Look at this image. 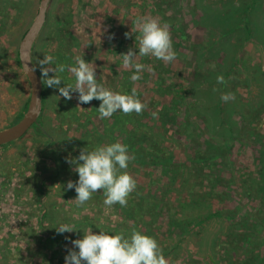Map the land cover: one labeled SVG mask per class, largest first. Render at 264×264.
<instances>
[{
  "label": "rangeland",
  "instance_id": "rangeland-1",
  "mask_svg": "<svg viewBox=\"0 0 264 264\" xmlns=\"http://www.w3.org/2000/svg\"><path fill=\"white\" fill-rule=\"evenodd\" d=\"M38 1L0 3V129L13 124L27 103L29 88L17 65V47ZM229 4L257 8L252 34L262 40L258 44L250 38L235 54L227 44L236 35H222L230 28L219 19L214 22L213 16ZM140 17L169 25L175 61L165 64L139 56L140 33L134 22ZM129 49L137 53L134 62L152 69L136 82L130 80L134 68L122 67L120 55ZM31 55L40 72L38 61L45 55L55 57L56 65L70 66L80 56L95 67L97 82L106 88L122 94L137 89L146 105L139 118L143 126L128 127L157 138L162 159L145 156L140 164L131 161L127 171L137 181L136 195L148 205L157 202V215L151 222L134 211L135 218L129 219L120 205L105 206L98 191L77 206V194L67 190V182L79 177L67 161L83 148L122 143L114 122L120 111L100 119L101 101L79 104L77 93L66 100L58 88L43 82L37 124L0 146V264H65L74 247L71 241L89 228L126 237L135 228L158 241L170 264H236L260 250L256 258H264V228H259L264 226V96L256 104L264 90V0H51ZM58 75L60 87L75 83L68 71ZM219 75L227 76L223 90L217 86ZM223 93H233L235 99L224 102L218 98ZM198 149L214 155L204 169L190 166L188 157ZM196 201L203 207L196 209ZM207 203L208 212L220 210L221 218L213 217L200 228ZM61 223L77 229L57 233Z\"/></svg>",
  "mask_w": 264,
  "mask_h": 264
},
{
  "label": "clouds",
  "instance_id": "clouds-1",
  "mask_svg": "<svg viewBox=\"0 0 264 264\" xmlns=\"http://www.w3.org/2000/svg\"><path fill=\"white\" fill-rule=\"evenodd\" d=\"M134 23L140 33L137 37L140 57L151 56L165 64L176 60L177 53L173 49L168 24H161L153 17H140ZM130 35L125 33L126 37ZM120 56L123 68H134L135 72L130 76L133 82L141 80V74L145 70L152 71L149 66L134 62L137 53L132 49ZM38 64L46 86L58 88L60 95L66 100H71L72 94L77 93L79 104H88L94 99L101 101L97 108L100 119H110L117 111L125 115L133 112L139 115L146 108L135 87L130 94H122L98 83L95 67L80 56L75 58V66L56 65L55 57L51 55H45ZM45 65L47 67H44ZM31 71H35V68ZM65 71L75 77V83L60 87L62 79L58 73ZM50 72L54 73L51 77H49ZM217 83L221 85L226 83L223 75L217 76ZM220 98L228 102L234 100L235 95L223 93ZM151 115L153 118H158V112H152ZM134 160L135 156L130 154L128 146L119 141L97 146L91 151L83 148L78 157L67 161L75 165L73 171L78 173L79 177L76 182L71 180L67 182V190H75L77 206H83L91 200L93 193L103 190L105 206L112 207L119 204L121 207H127L129 195L137 188L136 179L127 171L129 163ZM76 229L66 223L56 226V231L60 234L73 232ZM83 232L82 238L71 241L74 247L68 250L65 264H170L158 241L135 228L127 237L123 232L110 235L104 230L96 234L91 228Z\"/></svg>",
  "mask_w": 264,
  "mask_h": 264
},
{
  "label": "trees",
  "instance_id": "trees-1",
  "mask_svg": "<svg viewBox=\"0 0 264 264\" xmlns=\"http://www.w3.org/2000/svg\"><path fill=\"white\" fill-rule=\"evenodd\" d=\"M1 2H3V0H0V3ZM229 5H227V7H225L223 9V11H221V12H219L213 16H214V22L215 21L218 22V19H219V21L220 20L224 21V25L227 24L228 28H230L229 30L226 29L222 33V35H229V34H235L236 35L234 43L227 44L229 52L231 54H235V52L238 49H241L244 47V44L246 42H248L250 38L251 39L254 38L257 41V43L261 42L262 40H260V37L258 35H256V33H255V35L252 34V25L257 24V21L255 20L256 16L258 15L257 14V11H258L257 8L253 7L252 9H250L249 6L245 5L246 6L245 8L240 9L238 6H235V5L229 6ZM213 16H212V18H213ZM219 16H221V18ZM223 16H224V18H223ZM251 17H252L253 21L251 20ZM218 25H220V24H218ZM221 27L223 28L222 25H221ZM17 65H19L18 60H17ZM37 71L42 78L41 72L39 70H37ZM223 77H224L225 81L227 82V78H226L227 76L224 75ZM192 84H194V82ZM225 84H223V85L217 84L218 89L223 90V88H225V86H226ZM187 85L189 87V84H187ZM126 93H127V89H125V94ZM259 95L261 96V100H259V98H258V101L256 103L257 105H260L262 103V96H264V90L260 89L258 96ZM218 98L220 99V96H218ZM43 102H44V98L42 95V103ZM175 103L176 102H172V103L165 105L167 107L166 109L170 110V107L172 106V104L175 105ZM168 105H170V107H168ZM89 108H92V106L89 105ZM24 110H25V107H24L23 111ZM249 111L251 113L254 111L252 105H251V108ZM21 114H18L17 120L21 117ZM135 115H138V114L133 112L132 114L125 115L122 112H120L119 115H117L115 120H114V122H116L119 126L121 138H122V143L127 145L130 152L132 154H134V156H135L134 162L135 163H139L140 161H142L143 158H145V156L147 158L153 159L155 161H158L160 158L162 159V157H160L161 156L160 155L161 145L157 141L158 139L155 137L147 136V134H144V132L138 133L135 131V130H137V127H139L140 125L143 126V123L140 121L139 118L144 116V113L139 114L138 118H134ZM169 119H170V117H167V119H166L167 123H169ZM128 124H131L132 127H134V128L136 126L137 127L134 130V129H131L130 127H128ZM107 128H110V127H107ZM112 129H108V130H112ZM210 145L211 144H209V147L212 148V145L211 146ZM198 150H200V149H198ZM208 150L209 149L200 150V151L193 150V153H191L190 156L188 157V159L190 161V166H193L195 169L196 168L199 169L196 166V165H198L199 167L204 169L205 165L208 163V161L212 160L210 162H213L214 155H212V153H208ZM200 153H202V156H199ZM260 156H261L260 157V159H261L262 155L260 154ZM161 162H163V161H161ZM210 164L211 163H209L208 165H210ZM262 170H264V166H262ZM136 190H137V188H136ZM136 190L134 192H132L128 198H130V197L136 198V196H138V195H136V193H137ZM98 193L100 195H104L103 190L98 191ZM148 201H150V200H148ZM156 204H157V202L154 203V205H150V204L148 205V203L145 201L143 196H140V197L138 196L135 201H130L128 199L127 207H121L120 206V209L124 212V214H126L127 218H129V219L135 218L136 213H133L134 211H136V212L139 211L138 214H139L140 219L147 216L149 218V220L152 222V221H154V219L157 215L156 210H157L158 206ZM201 204H202L201 201L200 202L196 201V202H194L193 205L195 206L196 209H198V208L203 207V205H201ZM117 205L119 206V204H116V206ZM209 207H210V205H208V203H207L203 208L207 212L203 213L202 216H199L200 220H199L198 225L200 226V228L205 227L206 222L210 219H213V217L221 218L220 217V212H221L220 210L215 211V212H212V211L208 212L210 210ZM200 211H201V209H200ZM225 219L232 221V219L230 217H225ZM212 223H213V220H212ZM144 225L147 228V232H148L150 227L148 226L147 223L146 224L144 223ZM259 228L262 229V228H264V226L259 227ZM204 230L208 233L207 228ZM241 237L244 238V240L249 239L248 238L249 235H243L242 234ZM249 241H250V239H249ZM253 245H255V244L253 243ZM260 252H261V250H260ZM260 252L259 253L257 252L255 254V257H253V256L246 257V259L240 260L236 264H264V258L259 259V260L256 258V256L258 254H260Z\"/></svg>",
  "mask_w": 264,
  "mask_h": 264
},
{
  "label": "water",
  "instance_id": "water-1",
  "mask_svg": "<svg viewBox=\"0 0 264 264\" xmlns=\"http://www.w3.org/2000/svg\"><path fill=\"white\" fill-rule=\"evenodd\" d=\"M51 0H39L34 17L23 33L18 47L17 57L23 75L28 83V97L21 117L10 126L0 129V146L14 142L23 137L36 125L43 109V81L38 69L32 62V49L43 28L47 16V8ZM35 68V71H31Z\"/></svg>",
  "mask_w": 264,
  "mask_h": 264
}]
</instances>
